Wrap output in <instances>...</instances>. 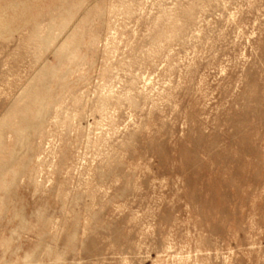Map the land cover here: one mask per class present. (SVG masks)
Wrapping results in <instances>:
<instances>
[{
    "label": "rangeland",
    "instance_id": "1",
    "mask_svg": "<svg viewBox=\"0 0 264 264\" xmlns=\"http://www.w3.org/2000/svg\"><path fill=\"white\" fill-rule=\"evenodd\" d=\"M0 264H264V0H0Z\"/></svg>",
    "mask_w": 264,
    "mask_h": 264
},
{
    "label": "bare ground",
    "instance_id": "2",
    "mask_svg": "<svg viewBox=\"0 0 264 264\" xmlns=\"http://www.w3.org/2000/svg\"><path fill=\"white\" fill-rule=\"evenodd\" d=\"M19 134V133H18ZM1 146H2V144H1Z\"/></svg>",
    "mask_w": 264,
    "mask_h": 264
}]
</instances>
